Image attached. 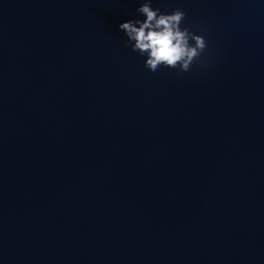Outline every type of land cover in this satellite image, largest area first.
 I'll return each instance as SVG.
<instances>
[{
  "label": "water",
  "instance_id": "1",
  "mask_svg": "<svg viewBox=\"0 0 264 264\" xmlns=\"http://www.w3.org/2000/svg\"><path fill=\"white\" fill-rule=\"evenodd\" d=\"M141 0H0V264H264V0H154L207 47L149 71Z\"/></svg>",
  "mask_w": 264,
  "mask_h": 264
},
{
  "label": "clouds",
  "instance_id": "2",
  "mask_svg": "<svg viewBox=\"0 0 264 264\" xmlns=\"http://www.w3.org/2000/svg\"><path fill=\"white\" fill-rule=\"evenodd\" d=\"M153 3L154 0H141L134 9L136 15L117 25L123 34V46L142 57L149 71L172 68L187 72L194 62L204 68L200 59L207 47L204 36L182 26L185 12L181 8L162 11Z\"/></svg>",
  "mask_w": 264,
  "mask_h": 264
}]
</instances>
